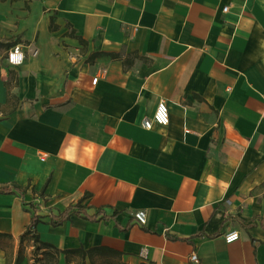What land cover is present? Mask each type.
<instances>
[{
  "label": "crops",
  "instance_id": "obj_1",
  "mask_svg": "<svg viewBox=\"0 0 264 264\" xmlns=\"http://www.w3.org/2000/svg\"><path fill=\"white\" fill-rule=\"evenodd\" d=\"M16 45L0 191L25 192H0V264H16L32 205L43 243L102 249L85 264H264V0H0V58ZM161 100L170 124L146 129Z\"/></svg>",
  "mask_w": 264,
  "mask_h": 264
},
{
  "label": "trees",
  "instance_id": "obj_2",
  "mask_svg": "<svg viewBox=\"0 0 264 264\" xmlns=\"http://www.w3.org/2000/svg\"><path fill=\"white\" fill-rule=\"evenodd\" d=\"M52 29H55V28L52 27ZM72 36L78 39L82 45L86 44V41L83 38L78 37L74 34ZM110 56L113 59H120L121 57L119 54H114V53L110 54ZM136 58H138L136 54L129 55L128 59L123 61L124 67L126 69H129L130 67H132ZM0 192L6 193V194L19 193L20 195L23 196L25 192V188L20 187L18 185H13L10 188L2 189ZM43 195L44 194L42 191L40 196H43ZM32 209H33L32 221L30 225L28 226V228L26 229L25 233L20 238V251H19L18 258L16 260V264L22 263V261L24 260V256L22 255L23 251L24 249H26L27 246L30 245V243H32V245L34 246V249L32 251V260H33L32 264H57L58 262L57 256L60 253H63L66 255L68 262L71 261L70 259L72 257L76 256L80 259V262H79L80 264H85L84 262L86 261L87 258H89L90 261L93 262V258L95 257V254H97L99 251L102 250L100 248H93L90 250L79 249V250L61 252L57 249H54V247H52L51 245L47 243H43L40 240V237L37 232V226L41 222L40 216L38 215V209L36 205H32ZM83 212H84V208L82 207L81 203L74 205V206H70L61 215L52 216L51 223L53 226H59L63 224L65 221L69 220L73 215H78ZM99 215L100 213H98L96 216L87 217V218L89 220H96ZM104 218L106 219L107 217L104 216ZM117 255L120 256V254H117Z\"/></svg>",
  "mask_w": 264,
  "mask_h": 264
},
{
  "label": "built area",
  "instance_id": "obj_3",
  "mask_svg": "<svg viewBox=\"0 0 264 264\" xmlns=\"http://www.w3.org/2000/svg\"><path fill=\"white\" fill-rule=\"evenodd\" d=\"M229 10V7H225L223 9L224 13H227ZM34 55H37V52H34ZM5 61L7 62L8 65L10 66H20L23 65L26 61V54L23 51V48L20 45H16L14 47H12L7 55H6V59ZM98 78L94 79V83H97ZM170 110L168 107V104L166 101L161 100L157 110L155 112V115L153 117V119L149 120L147 119L146 121H144V127L146 129H152L154 127L155 124L157 125H162V126H167L170 124ZM138 221L141 224H146V213L144 211L139 212L136 215ZM227 241L228 242H233L239 239V233L238 232H232L230 234L227 235ZM191 261L193 263H198L199 262V255L197 252H194L191 254L190 257Z\"/></svg>",
  "mask_w": 264,
  "mask_h": 264
},
{
  "label": "rangeland",
  "instance_id": "obj_4",
  "mask_svg": "<svg viewBox=\"0 0 264 264\" xmlns=\"http://www.w3.org/2000/svg\"><path fill=\"white\" fill-rule=\"evenodd\" d=\"M5 57H2V58H0V68L2 67H5L6 65H7V62L5 61ZM26 249H24V251H23V256H27V257H29L30 258V261H32L33 262V260H31L32 259V250H31V252L28 254V252H27V254H26Z\"/></svg>",
  "mask_w": 264,
  "mask_h": 264
}]
</instances>
